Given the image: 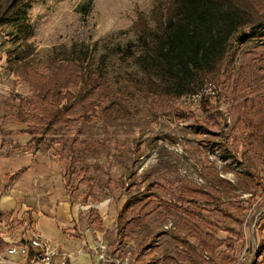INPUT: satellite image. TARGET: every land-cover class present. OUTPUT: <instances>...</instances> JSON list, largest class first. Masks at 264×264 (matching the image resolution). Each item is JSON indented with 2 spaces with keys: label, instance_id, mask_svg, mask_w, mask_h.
<instances>
[{
  "label": "rangeland",
  "instance_id": "374dc122",
  "mask_svg": "<svg viewBox=\"0 0 264 264\" xmlns=\"http://www.w3.org/2000/svg\"><path fill=\"white\" fill-rule=\"evenodd\" d=\"M157 2L32 0L26 17L34 30L30 41L39 71L46 74L47 61L76 43L89 51L87 68H101L109 86L99 87L105 95L97 100L90 123L57 127L35 147L21 132L25 126L13 107L18 99L31 97L29 87L6 62V53L20 41L17 23L1 24L0 156L19 152L23 164L32 157L38 171L28 180L26 203L33 206L47 196L49 202L52 194L68 197L79 221L74 231L63 229V242L94 240L99 234L93 229L102 226L101 239L111 246L112 257L105 256L115 264L121 258L128 264H264V159L247 144L239 118L264 101V52L253 36L262 29H239L220 71L224 82H209L215 94L206 96L208 101L214 103L220 94L219 124L199 109L200 102L189 106L182 95L165 98L140 87L139 80L155 79L156 72L125 52L137 40L134 22L141 14L152 24ZM112 103L119 118L102 113ZM9 185L4 179L0 187ZM195 186L209 193L208 200L179 199L182 187ZM142 196L151 200L141 211L143 223L120 233L118 210ZM15 221L20 220L8 224ZM197 228L213 235V250L197 246L190 235ZM39 230L58 248L44 221Z\"/></svg>",
  "mask_w": 264,
  "mask_h": 264
},
{
  "label": "trees",
  "instance_id": "16d2710c",
  "mask_svg": "<svg viewBox=\"0 0 264 264\" xmlns=\"http://www.w3.org/2000/svg\"><path fill=\"white\" fill-rule=\"evenodd\" d=\"M31 2L0 1V25L12 21L17 23L16 33L20 41L6 53V62L11 72L29 87L31 97L18 99L13 107L17 121L25 126L21 132L29 135L35 147L46 139L44 136L53 134L57 127L69 126L78 120L90 123L97 100L105 95L99 87L109 86L101 68H87L89 51L76 43L64 51L61 57L47 61L46 74L39 71L33 64L35 48L30 41L34 30L26 17ZM151 21L152 24H149L143 15L138 16L133 24L137 40L127 45L125 54L143 68L150 67L156 72L155 79L139 80L140 87L158 96L177 98L197 92L209 82L217 86L224 82L220 81L223 74L220 71L227 59L233 35L241 28L255 27L264 33V0H158L152 10ZM263 33L253 36L261 40L258 47L264 52ZM219 99V93L214 103L204 97L199 109L208 118L212 117L221 124L223 117L216 107ZM263 102L258 101L254 108L251 106L239 117L244 123L247 144L262 159ZM102 113L106 117H120V110L114 103L104 108ZM49 139L53 140L52 137ZM21 171L23 169L13 176ZM65 185L68 186L67 180ZM207 197L209 193L196 186L182 187L179 192L181 201H206ZM150 204L148 196L131 199L116 214L117 230L121 233L126 227L141 225L145 218L141 211ZM190 235L195 238L198 247L214 249L212 234L197 228ZM9 246L0 238V254Z\"/></svg>",
  "mask_w": 264,
  "mask_h": 264
},
{
  "label": "crops",
  "instance_id": "0c3cea01",
  "mask_svg": "<svg viewBox=\"0 0 264 264\" xmlns=\"http://www.w3.org/2000/svg\"><path fill=\"white\" fill-rule=\"evenodd\" d=\"M24 159L19 152L11 154L10 157L0 156V184L4 183V179H7L10 183L8 187H0V214L2 215L0 220V238L10 246L27 242L33 237L34 232L39 233L47 240L45 237L46 232L43 234L39 230L42 221H44L45 226H48L47 232L53 234L55 242H58L56 244L58 249L71 254V259L67 261V264H115L112 261L99 258L98 253L105 254L109 259L110 256L112 257L111 246L106 240L101 239L104 233L102 226L98 230L93 229L95 234L100 235L96 236L94 240H90L87 236V238H80L73 242H67V240L63 242L61 237L63 229H67L66 232L74 231V227L78 225L79 221L78 208L68 197L62 194V197H56V194H52L50 196L52 200L49 202H47L49 198L47 196L44 198L40 197L39 202L33 206L26 203L27 199L24 192L26 189L28 190V180L33 178L35 171L38 170L37 167H33L32 157L29 158L27 164H23ZM20 169H23V171L13 176ZM58 190L61 191L62 189L59 187ZM32 207H35L36 210L33 211ZM14 218L20 221L8 224ZM108 221L110 220L107 219L106 222ZM30 224L32 225L31 229L29 227ZM99 244H104L105 248L100 250ZM7 249L0 254V263H31L30 257L20 253L8 254ZM57 260L59 261L60 259L57 258L55 260L56 263L54 262L53 264H57Z\"/></svg>",
  "mask_w": 264,
  "mask_h": 264
},
{
  "label": "built area",
  "instance_id": "2783aa9c",
  "mask_svg": "<svg viewBox=\"0 0 264 264\" xmlns=\"http://www.w3.org/2000/svg\"><path fill=\"white\" fill-rule=\"evenodd\" d=\"M215 89L210 83L204 85L200 90L190 94H184L180 97V100L189 106L198 104L204 97L214 95ZM99 249L103 250L104 246L99 244ZM8 254L20 253L24 256L30 257V264H67V261L71 259V254L65 253L64 251L54 248L51 244L44 239L39 233L34 232L33 237L27 242L12 245L7 249ZM99 258L109 260L108 257L103 253H98ZM117 264H128V261L120 260Z\"/></svg>",
  "mask_w": 264,
  "mask_h": 264
}]
</instances>
